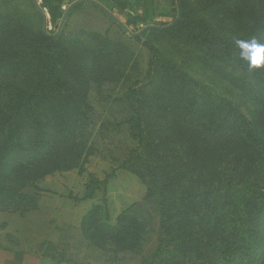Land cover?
I'll use <instances>...</instances> for the list:
<instances>
[{"label":"trees","instance_id":"obj_1","mask_svg":"<svg viewBox=\"0 0 264 264\" xmlns=\"http://www.w3.org/2000/svg\"><path fill=\"white\" fill-rule=\"evenodd\" d=\"M74 1L80 0H39L40 10L54 25L62 21L66 5ZM77 5L108 15L101 5L116 19L124 20L120 23L125 32L137 40H142L143 32L152 31L180 45L203 47L209 43L208 14L187 0H86ZM212 5L215 16L229 15L222 1ZM244 9L252 22L237 21L243 32H250L241 39L255 37L264 44V6ZM160 17L171 22L154 24ZM138 31L140 35H136ZM59 33L44 32L29 46H34V57L28 62L17 61L13 55L0 57V89L15 90L9 103L0 108V180L16 181L17 173L28 172L34 175L37 191L36 183L43 177L71 169L82 171L84 160L97 152L90 100L60 74L69 53ZM235 39L238 36L214 45L264 94V69L248 71L239 59ZM166 78L170 89L175 88L167 98L173 106L182 82ZM7 79L20 82V86L13 88ZM82 85L89 90L87 83ZM118 101L123 108L121 124L135 143L123 153L120 167L142 179L148 194L122 211L114 225L98 220L101 207L92 206L78 228L86 248L107 253L113 247L112 255H139L138 264H264V97L256 96L261 111L255 122L228 103L224 116L213 111L208 121L202 120L203 111L186 114V110H171L152 119L146 110L150 99L140 98L135 84H130ZM176 137L181 140L178 144ZM226 145H237L248 154L245 173L239 164L222 174L210 164L214 160L211 151ZM16 188L0 185V205L15 202ZM93 195L89 190L87 197ZM20 261L21 255L15 254L5 264Z\"/></svg>","mask_w":264,"mask_h":264},{"label":"rangeland","instance_id":"obj_2","mask_svg":"<svg viewBox=\"0 0 264 264\" xmlns=\"http://www.w3.org/2000/svg\"><path fill=\"white\" fill-rule=\"evenodd\" d=\"M216 1H222V6L229 11L228 16H215L212 4ZM187 2L209 16L211 24L207 46L180 45L152 31L142 33L143 42L125 32L108 15L90 6L77 5L69 11L58 36L69 53V60L60 68V74L82 89L90 100L97 152L84 160L82 171L55 172L37 181L39 191L34 190V175L28 172L17 173L16 181L0 180V185L6 188L17 187L15 202L0 205V236L7 233L8 243L15 245L26 238L34 246L36 255L60 264L139 263V255H112L110 248L113 247L107 253L86 248L87 242L78 229L92 206L101 207L98 220H107L114 225L122 211L148 194V187L142 179L131 170L120 167L123 153L135 146L121 124L123 108L118 101L130 84L136 85L140 98L150 99L151 104L146 110L152 119L171 110H186V114L203 111L202 120L208 121L213 111H219L224 116L228 103L250 121L257 120L261 108L256 96L262 98L264 94L258 92L260 87L246 72L224 59L221 49L214 44L222 40L231 41L236 36L241 39L249 34L241 30L237 21L241 18L251 23L252 19L245 14L248 9L244 8L251 5L259 9L264 6V0ZM37 4L40 8L39 0ZM70 5H66V10ZM43 12L46 27L34 0H0V57L7 55L9 59V55H13L17 61L28 62L34 57V46L32 49L29 46L40 39L44 31L49 35L58 32L61 21L53 25ZM253 12L257 11L254 9ZM230 19L234 25L230 26ZM118 21L124 22L121 18ZM169 22L170 18L160 17L154 24L159 26ZM146 41L153 47L147 46ZM160 67L164 71L159 72L157 68ZM171 76L182 82L178 86L180 95L175 98L177 104L173 106L167 98L175 88L170 89L165 81ZM6 81L13 88L20 86L18 81ZM83 83L89 85V90ZM13 91L4 86L0 89V108L9 103ZM178 141L181 140L176 137L175 144ZM211 153L210 158L214 160L210 164L220 174L238 164L244 173L248 168L244 165L248 154L237 145L220 146ZM89 190L94 192L91 198L87 197ZM5 224L16 230L2 231Z\"/></svg>","mask_w":264,"mask_h":264},{"label":"crops","instance_id":"obj_3","mask_svg":"<svg viewBox=\"0 0 264 264\" xmlns=\"http://www.w3.org/2000/svg\"><path fill=\"white\" fill-rule=\"evenodd\" d=\"M4 222L7 223V220ZM9 225L7 226V224H5V229L2 231L7 232V230H16L14 228H10ZM6 234L3 237L0 236V264L12 261L15 258V254L21 255L20 264H53V260H46L41 256L36 255L34 253V246L30 245L26 238H22L18 244L13 245L7 242ZM56 264H60V262Z\"/></svg>","mask_w":264,"mask_h":264},{"label":"clouds","instance_id":"obj_4","mask_svg":"<svg viewBox=\"0 0 264 264\" xmlns=\"http://www.w3.org/2000/svg\"><path fill=\"white\" fill-rule=\"evenodd\" d=\"M234 45L239 49V59L245 63L249 72L264 69V44L253 38L235 39Z\"/></svg>","mask_w":264,"mask_h":264},{"label":"water","instance_id":"obj_5","mask_svg":"<svg viewBox=\"0 0 264 264\" xmlns=\"http://www.w3.org/2000/svg\"><path fill=\"white\" fill-rule=\"evenodd\" d=\"M81 1H86V0H80V1H77V2H74L73 4H71L70 5V7L68 8V10L66 11V13H65V15H64V17H63V19H62V21H61V24H60V26H59V29H58V32L56 33V34H58L59 33V30H60V28H61V26H62V24H63V22H64V20H65V18H66V16H67V14H68V12H69V9H71L76 3H78V2H81ZM89 1V0H88ZM34 3L37 5V8H38V10L40 11V13L42 14V16H43V19H44V27H46V17H45V14L40 10V8L38 7V4H37V2H36V0H34ZM96 4H98V3H96ZM100 7H101V9H103L115 22H117L118 24H120L121 25V27L124 29V30H126L127 31V29L124 27V25H122L111 13H109L105 8H103L101 5H99ZM45 32V31H44ZM46 33V32H45ZM140 33L141 32H139V33H137L136 35H140Z\"/></svg>","mask_w":264,"mask_h":264}]
</instances>
